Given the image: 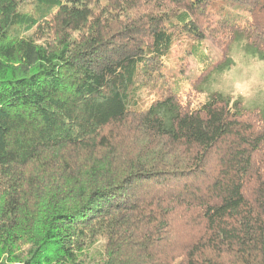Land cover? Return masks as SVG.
Instances as JSON below:
<instances>
[{
  "label": "trees",
  "instance_id": "obj_1",
  "mask_svg": "<svg viewBox=\"0 0 264 264\" xmlns=\"http://www.w3.org/2000/svg\"><path fill=\"white\" fill-rule=\"evenodd\" d=\"M187 39L201 92L264 0H0V264H264V108L192 106Z\"/></svg>",
  "mask_w": 264,
  "mask_h": 264
},
{
  "label": "rangeland",
  "instance_id": "obj_2",
  "mask_svg": "<svg viewBox=\"0 0 264 264\" xmlns=\"http://www.w3.org/2000/svg\"><path fill=\"white\" fill-rule=\"evenodd\" d=\"M219 42L220 47L210 44L208 41L198 42L196 40L187 39L181 44H176L169 54L164 58L163 72L166 77L181 76L187 79L186 92H193L194 96L188 95L192 106L201 104L208 99L211 92L218 91L225 86H231L234 83H240L245 80L255 79L259 82L255 96L245 101L243 97L238 95H228L232 99L239 98L248 108H264V60L255 56L250 51L243 41L235 43L230 49V56L233 65L226 71L220 74H212L208 81L200 86L201 92H195V80L204 66L208 62H217L221 58L222 42ZM217 42V43H218ZM200 58V59H199ZM184 69L183 74L180 71ZM177 70V71H176ZM224 94V93H223ZM146 105L150 102L152 94L149 97L143 93ZM186 99V96L185 98ZM145 106V107H146Z\"/></svg>",
  "mask_w": 264,
  "mask_h": 264
},
{
  "label": "clouds",
  "instance_id": "obj_3",
  "mask_svg": "<svg viewBox=\"0 0 264 264\" xmlns=\"http://www.w3.org/2000/svg\"><path fill=\"white\" fill-rule=\"evenodd\" d=\"M259 82L255 79L245 80L240 83H234L231 86H225L220 89L225 95H238L245 101L251 100L258 89Z\"/></svg>",
  "mask_w": 264,
  "mask_h": 264
}]
</instances>
